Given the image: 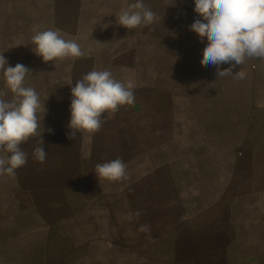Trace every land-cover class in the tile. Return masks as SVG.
Here are the masks:
<instances>
[{
	"label": "rangeland",
	"instance_id": "obj_1",
	"mask_svg": "<svg viewBox=\"0 0 264 264\" xmlns=\"http://www.w3.org/2000/svg\"><path fill=\"white\" fill-rule=\"evenodd\" d=\"M132 3L0 0V53L31 71L47 110L46 160L32 137L26 165L0 177V238L19 251L4 264H264V59L237 65L242 80L217 77L189 30L194 0H143L155 23L126 29L116 17ZM49 29L88 57L44 62L32 36ZM93 70L131 81L135 102L69 139V74ZM116 158L126 178H97Z\"/></svg>",
	"mask_w": 264,
	"mask_h": 264
},
{
	"label": "clouds",
	"instance_id": "obj_2",
	"mask_svg": "<svg viewBox=\"0 0 264 264\" xmlns=\"http://www.w3.org/2000/svg\"><path fill=\"white\" fill-rule=\"evenodd\" d=\"M196 19L189 30L207 45L203 49L202 66H215L217 77L234 76L237 80L246 78L242 70L233 73L237 65L246 59H264V0H194ZM156 14L147 8L143 0L122 9L116 17V24L126 29L149 26L155 23ZM35 45L32 50L44 62L57 58H79L83 55L75 40L64 39L57 30L35 31L32 36ZM230 67L220 69V65ZM0 72L4 76V88H0V177H15L17 169L26 165L28 153L21 145L38 136V146L33 157L43 163L47 157L42 138L43 120L38 113L43 108L39 93L25 86V79L31 71L23 64L9 66L8 60L0 53ZM6 89V90H5ZM134 85L113 77L109 70H93L86 73L71 86L69 139L79 133H94L102 127L105 113L116 112L120 106L135 102ZM11 93V99L5 97ZM43 115V117H44ZM42 129V130H41ZM49 132L52 129H48ZM95 175L109 181L126 178V164L116 158L95 166ZM139 215V212L137 213ZM150 236V226L138 229Z\"/></svg>",
	"mask_w": 264,
	"mask_h": 264
},
{
	"label": "crops",
	"instance_id": "obj_3",
	"mask_svg": "<svg viewBox=\"0 0 264 264\" xmlns=\"http://www.w3.org/2000/svg\"><path fill=\"white\" fill-rule=\"evenodd\" d=\"M4 1L5 0H2V5H3ZM6 1H9V0H6ZM12 54H15V53H13V51H12ZM22 54H26V52L22 53ZM17 55H20V52H17ZM81 57L87 58L88 56L84 52ZM67 75H68V73H67ZM69 76H70V79L73 81V84H74L75 81L81 79L84 76V73L83 72H79V73H75L74 76L72 74H69ZM69 98L71 99V97H68L65 100L69 101L70 100ZM1 233H2V231L0 230V234ZM18 253H19V251H18L17 247L9 246V244H5L4 238H0V264H4L5 262L6 263L13 262V259H14L13 257H15V255L17 256Z\"/></svg>",
	"mask_w": 264,
	"mask_h": 264
}]
</instances>
